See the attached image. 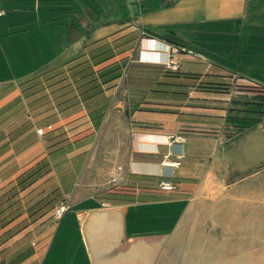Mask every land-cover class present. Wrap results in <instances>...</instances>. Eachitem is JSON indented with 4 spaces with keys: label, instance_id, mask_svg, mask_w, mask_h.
Returning a JSON list of instances; mask_svg holds the SVG:
<instances>
[{
    "label": "crops",
    "instance_id": "obj_1",
    "mask_svg": "<svg viewBox=\"0 0 264 264\" xmlns=\"http://www.w3.org/2000/svg\"><path fill=\"white\" fill-rule=\"evenodd\" d=\"M54 1L60 0H0V195L47 161L51 171L20 197L50 179L70 210L60 220L53 211L36 222L26 213L13 219L0 230V264H45L55 228L76 231L86 264H264V121L250 130L225 122L231 96H251L257 85L264 87V0H175L171 7L140 15L137 0L135 9L127 0H116L105 11L125 7L128 22L99 26L66 48L59 37L75 17L102 13L82 0L77 8L57 7ZM53 25L60 26L55 31L59 49L31 63L19 49L31 51L32 43L40 51L52 48L48 29ZM196 28L233 35L222 50L224 64L200 53L193 56L179 42ZM155 30L175 44L145 33ZM103 42L129 49H115L95 71L115 64L125 68L136 49L138 64L162 73L146 90H117L123 68L118 79L102 86V94L86 103L77 96L76 109L50 118L53 105L36 101L34 82L83 60ZM168 45L185 50L173 57L180 66L177 79L164 78ZM203 77L232 89L229 94L201 92L196 85ZM141 95L143 103L128 107L116 99ZM101 106L104 116L95 127L88 113ZM49 125L52 130L37 135ZM84 128L90 131L77 135ZM105 131L108 140L102 138ZM118 131L123 154L103 170L95 162L96 149L111 145ZM176 136L182 139L180 150L173 146ZM165 162L178 163L177 189L147 196L143 185L157 186ZM111 176L121 181L111 183ZM127 187L132 190L123 192ZM96 191L99 196L88 195ZM25 220L28 226L15 232ZM37 228L43 231L35 234Z\"/></svg>",
    "mask_w": 264,
    "mask_h": 264
},
{
    "label": "trees",
    "instance_id": "obj_2",
    "mask_svg": "<svg viewBox=\"0 0 264 264\" xmlns=\"http://www.w3.org/2000/svg\"><path fill=\"white\" fill-rule=\"evenodd\" d=\"M174 3L175 0H142L137 2L136 15L163 10L171 7ZM129 19L130 17L125 7L98 15L90 14L84 17H75L59 37L61 46L66 48L81 37L88 38L92 30L99 26L110 23H125ZM84 23L86 24L83 25ZM145 33L175 44L158 30L145 31ZM115 49L116 52L119 51L118 53H121L129 49V47L119 50L118 46L113 48L109 43L103 42L99 46L90 49L83 60L67 68L61 67L46 74L42 80L34 82L35 84L31 88H36L35 95L40 96L36 101L45 100V105L48 106L50 103L51 106L53 105L50 118L55 120L59 116L69 114L70 110L76 109L79 105L75 101L77 96L81 98L82 103L89 102L94 97L102 94V86L118 79L122 75L124 65L115 64L100 71L94 70L95 66L111 59L114 56L113 51ZM179 77V70L165 71V79H177ZM206 78L203 77L197 83V90L215 94L230 93L232 87L227 83L220 80L210 81ZM29 90V88H23L24 93ZM103 108L105 106L96 108L88 113L95 127H98L102 121L104 116ZM262 121H264V87L257 85L255 94L251 96H231L229 106L225 112L226 125L235 130H250ZM59 143L51 144L48 149L57 148ZM50 171L49 163L42 161L25 175L19 177L14 187L0 195V230L23 213H26L30 222H36L49 215L55 205L63 202L59 189L53 186L52 182L50 183V179L25 197H20L21 192L28 189ZM27 226L28 221L25 220L18 228H15V232H19Z\"/></svg>",
    "mask_w": 264,
    "mask_h": 264
},
{
    "label": "rangeland",
    "instance_id": "obj_3",
    "mask_svg": "<svg viewBox=\"0 0 264 264\" xmlns=\"http://www.w3.org/2000/svg\"><path fill=\"white\" fill-rule=\"evenodd\" d=\"M88 7H90L92 10H94L96 13H103L108 11V6H110L113 2L116 0H82ZM113 1V2H112ZM128 5L131 9H135V3L136 0L130 1L127 0ZM54 6L57 7H64V5L68 4L70 7H82L84 5L80 1H54L52 2ZM106 10V11H105ZM59 25H53L52 27H49L48 32L51 33V36L54 38V43L52 44V48L48 47L46 50L44 48L41 49V51L36 48L35 43H32L31 51L27 48H21L20 53L22 55H26V58L31 63H38L41 61L42 58H47L48 56H53L54 53L59 49V43L57 36L55 34V31L57 28H59ZM196 32L191 31L188 33L184 38H178L179 42L182 43L185 47H187L188 50L193 51L191 54L195 56L197 53H200L202 55L207 56L208 58L212 59V61H217L218 63H223L224 60L226 61L227 57L222 52L227 51L225 49V46L231 45L229 43L231 35L230 33L221 32L220 29L214 30L210 33L204 32V30H201L199 28H196ZM48 33V34H49ZM145 36L144 34L142 35ZM228 36V37H227ZM47 44V42H46ZM223 48V49H222ZM225 49V50H224ZM129 62L124 68L123 75L121 77V80L118 82L116 88L117 90L123 89V88H130V89H148L152 83L154 82L155 78L162 73V70H158L157 68H150L146 66H142L138 64L137 58H136V49L130 52L129 54ZM22 69V67H21ZM144 95L136 96V97H116L117 100L123 101L125 106L128 107L130 104H140L141 102H144ZM121 130V129H120ZM119 130V131H120ZM90 129H81L78 131L77 135H86ZM117 132L115 140L111 145L104 144L105 146L102 149H96V163H102L103 166L101 168L104 170L108 164L110 163V160L113 158H117V156L123 154V134L121 132ZM71 135V134H70ZM104 140H108V132L105 131L103 134ZM106 143V141H105ZM99 159H102L100 161ZM114 163L121 164L122 162L115 161ZM103 173V172H102ZM124 188V187H123ZM143 188L145 191H147L146 195L151 196L152 194H155L159 192L158 189L152 184L147 183L146 185H143ZM131 187H127L126 190L123 192L131 191ZM114 191H117L114 189ZM108 193V191H107ZM88 195L90 196H99V192H88ZM141 193L133 198V201L140 200ZM142 198V197H141ZM144 199V198H143ZM142 200V199H141ZM58 205V204H57ZM56 205V206H57ZM55 206V207H56ZM54 207V208H55ZM54 210V209H53ZM43 229L37 228L34 230V233H41ZM45 232V233H44ZM44 234H46L45 237L49 234V230H44ZM62 236V237H61ZM63 236L65 241H63ZM49 256L45 264H51V262L57 259V261H61V264H86L84 255H83V249L80 244V241L78 240L76 236V231L74 229H53L51 234V240L49 243ZM55 255V257H54ZM54 257V258H53ZM68 257V259H67ZM73 258L74 262L70 263L71 259ZM59 263V262H58Z\"/></svg>",
    "mask_w": 264,
    "mask_h": 264
},
{
    "label": "built area",
    "instance_id": "obj_4",
    "mask_svg": "<svg viewBox=\"0 0 264 264\" xmlns=\"http://www.w3.org/2000/svg\"><path fill=\"white\" fill-rule=\"evenodd\" d=\"M139 0H137L138 2ZM3 15V12L0 10V17ZM180 51H185L183 48H179L177 46L174 45H168L167 46V59L164 62V67L166 70H171V71H176L180 69L179 63L177 61L174 60V56L177 55ZM52 130V126L49 125L46 128H41V129H37L36 133L39 136L44 135L45 131H50ZM172 140H175L173 146L176 148V150H180L181 148V137L176 136V137H171ZM178 165V163L176 162H165L163 163V169H164V175L161 181H159V183L157 184L156 188L161 191V192H165V193H169V192H173L177 189V184L174 181V168ZM121 167L117 168V171H120ZM117 181H121L119 180L118 177L116 176H111L110 178V182L111 183H116ZM102 206H106L107 204L105 202L101 203ZM68 210H70V207L65 204V203H59L53 210V217L56 220H60L64 213L67 212Z\"/></svg>",
    "mask_w": 264,
    "mask_h": 264
}]
</instances>
